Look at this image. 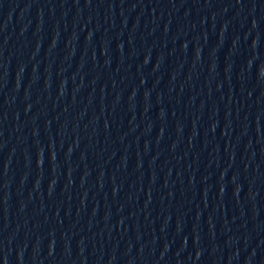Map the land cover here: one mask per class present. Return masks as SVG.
Listing matches in <instances>:
<instances>
[{"label":"water","instance_id":"1","mask_svg":"<svg viewBox=\"0 0 264 264\" xmlns=\"http://www.w3.org/2000/svg\"><path fill=\"white\" fill-rule=\"evenodd\" d=\"M0 264H264V0H0Z\"/></svg>","mask_w":264,"mask_h":264}]
</instances>
